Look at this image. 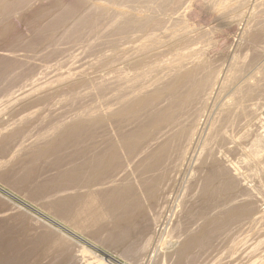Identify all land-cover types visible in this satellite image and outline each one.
Returning <instances> with one entry per match:
<instances>
[{"label":"rangeland","instance_id":"1","mask_svg":"<svg viewBox=\"0 0 264 264\" xmlns=\"http://www.w3.org/2000/svg\"><path fill=\"white\" fill-rule=\"evenodd\" d=\"M169 1L171 0H154L155 5H152V0H0V56L2 54L6 56L0 57V264H257L264 259V211H261L264 210V155L258 154L260 158L255 156L256 148L252 141L255 139L254 133L258 132L260 123L253 121L256 127L249 132L251 135L247 134L246 137V134H242L243 139L239 138V140L237 131L231 129V124L228 128L224 121H221L223 118L221 117L212 121L214 126L212 125L213 129L211 127L209 136L200 135L199 138L197 136L194 141H191L190 133H187L190 130L180 129L175 131V137L174 134L171 136L174 137L173 139L170 137L164 139L161 144L160 141L155 142V137L161 132L160 129L172 124L171 121L175 120V123L178 117L180 123L175 124L179 126L185 119L187 123H190L193 122L195 116L196 119L198 118L200 110H198L197 103H193L196 101L192 100L195 91H204L207 86L205 85L207 77L213 72H218V69L226 67L227 64L233 69L228 73V82H230L229 77L235 75L231 79L236 85H229L225 91L264 92V11L262 12L264 5H260L264 4V0H261L262 3L260 0H252V2L250 0V8L245 7L244 3L242 7L245 10L238 5L242 0H228V3L234 1L232 7L236 8L238 5L237 11L231 7L223 13V17L220 15L217 18L212 16V9L215 8L213 6L218 0H198L204 8L201 3H197L196 6L186 3L189 1L191 4L192 0H172L171 3ZM142 2L146 5H142ZM168 2L171 4L169 7ZM183 3L184 6H182ZM198 4H201L200 8ZM141 5L146 7L143 8ZM154 6L157 7L153 9ZM157 8L159 9L156 10ZM181 8L182 10L189 9L188 16L190 17L186 16L185 20H182L185 21V26L183 22L178 21L185 11L180 13ZM201 8L203 11H199ZM160 9H165V11ZM193 10H196L195 14L201 11L202 13L194 15ZM117 11H126V13L129 11L130 15L138 16L147 13L145 14L147 16H140L146 20L138 25L132 21L133 27L127 16V19L120 21L121 15L116 13ZM171 12H175L174 15ZM176 14L180 15L179 18ZM153 15L155 19H152ZM167 16L177 21L172 24L173 21H170ZM149 18H151L149 24H153L146 26ZM126 20L128 21L125 22ZM163 21L165 28L161 27L160 30L162 25L159 24H163ZM179 23L187 27H180ZM141 24H143L142 27L144 26L142 30L139 29ZM166 25L169 26L168 28L176 29L174 31L168 29L169 32ZM234 26L243 27V31L241 30V33L236 31ZM150 27H154L155 32ZM249 27L251 30L248 29ZM186 29H190L191 33ZM180 30H184L183 33L186 31L187 34L180 33ZM156 32L158 34L154 37ZM173 33H176V37ZM146 34L148 37L151 35L152 40ZM160 34L162 37L159 36ZM143 37L145 41L140 40ZM152 37L158 42H153ZM167 38L173 41L166 42ZM148 39L153 43L151 44ZM141 42L147 43L148 49H146L149 53L146 51L144 55H138L137 47ZM194 43H199L198 48ZM157 45L160 48H156ZM190 45L192 50L189 49ZM132 51L134 53H131ZM211 51L214 53L212 54ZM192 52L196 56L199 55V64L188 68L183 74L175 75V79L173 75L169 84L167 81L170 79L165 80L164 78L167 74L164 72L167 69L165 66L168 65L169 68L174 62L172 58H176V61L181 55ZM122 56L129 59H134L133 56H135L133 60L135 63L123 66L122 62L125 58L122 59ZM150 60L152 61L149 62ZM161 61H164L162 62V64L165 63L164 66ZM117 67L121 70L118 71ZM134 68L137 71H134ZM155 68L157 71L159 68L158 72L161 73L158 74ZM147 69L154 72L148 70V73ZM135 72L137 80L133 79ZM109 81H112L114 85L109 84ZM248 81L255 84L253 85L255 89L249 85L246 86ZM66 82L68 85L65 84ZM154 82L158 83L157 87ZM143 83L149 89L142 87ZM202 85L204 87L200 89ZM139 87L144 89L141 91ZM130 88L139 92H134ZM247 88H252V90ZM162 89L168 91L163 92ZM157 91H160V94L156 93ZM177 91L181 93V98H179L180 94L177 96ZM112 94L123 98L125 102L120 104L121 108L117 104L116 107L119 108L113 110V113H107L109 103L112 102ZM166 95L170 96L169 98L172 97L173 100L167 99ZM146 99H148L147 104L143 102ZM158 99L161 101L159 102ZM166 99L171 104L166 102ZM175 100L177 106L174 105ZM143 103L144 107H142ZM159 110L162 112L160 113ZM131 111L134 112V116ZM182 113L184 116L187 115L186 118L182 117ZM113 114L115 115L112 117ZM261 114L264 118V111ZM230 115L231 113L227 116V121ZM216 120L220 122L217 123ZM221 122V125L226 128L223 132L221 130L225 128L220 125ZM218 125L220 126L216 127ZM257 127L258 130H256ZM230 129L236 133L232 132V134ZM261 129L263 131V128ZM180 131L183 134L181 132L180 135ZM222 133L225 136H222ZM184 134L188 136L187 139ZM213 135L216 136L214 137L217 143ZM243 135L245 137H242ZM141 137L142 141L139 139ZM218 137L225 139L221 141ZM146 138L148 141H144ZM244 138L247 140L242 142ZM209 139L214 142H210ZM218 139L220 144H218ZM214 145L215 148H211ZM251 145L254 154H252ZM179 147L180 149L182 147L181 151ZM166 148L167 151H165ZM199 148L205 159L203 155L201 156ZM151 151L152 153L154 151V159L151 157L153 156ZM162 152L165 154L163 158L160 156ZM137 154L141 155L137 157ZM245 155L247 158L244 157ZM240 156L244 159H239ZM166 157H168L167 160ZM212 157L214 159L211 160ZM172 159L175 161L172 162ZM234 159L236 162L233 164ZM218 160H223L224 163ZM194 162L199 164L193 166ZM241 164L245 166L242 167ZM224 166L229 168L226 169ZM191 167L194 169L193 172L190 170ZM116 169L120 170V174ZM228 171L237 174L236 178ZM234 180L237 183L235 185L232 184ZM243 187H246L247 191L253 189L251 192L248 191L250 195L248 194L247 200L250 203L248 201L239 202L238 205L228 209L226 206L228 201L233 197H239L237 195L244 192ZM246 209H249L248 212ZM230 224H233L235 232L234 236L228 237L225 231L229 228L227 225ZM235 235L238 239L248 240L249 238L246 243L254 249L253 253L246 255L235 252L232 254L235 251L237 239Z\"/></svg>","mask_w":264,"mask_h":264},{"label":"bare ground","instance_id":"2","mask_svg":"<svg viewBox=\"0 0 264 264\" xmlns=\"http://www.w3.org/2000/svg\"><path fill=\"white\" fill-rule=\"evenodd\" d=\"M150 1V0H149ZM153 1L154 0H152V2L151 3H153ZM172 1V0H171ZM171 1H169L170 3H171ZM191 1V0H190ZM201 1V0H200ZM215 1V0H214ZM231 1V0H230ZM245 1H247V0H242L241 2H240V4H238V3H236L237 1H235V3L236 4H238V5H240L241 7L242 6H244V3H245V7H249L250 6V0L246 3ZM261 1V0H260ZM144 2V1H143ZM143 2H142V5H146V4H143ZM168 2V3H169ZM175 2V1H174ZM204 2V1H203ZM251 2H252V0H251ZM145 3V2H144ZM148 3V2H147ZM155 3V2H154ZM152 4V5H155V4ZM162 5L164 4V2H160ZM169 3V5H167L168 7L171 5ZM185 3V2H184ZM184 3L182 4V6H184ZM186 3H188V5H194V6H196V4L197 3H201V2H199L198 0H192L191 1V4L189 3V1L188 2H186ZM185 3V4H186ZM205 3V2H204ZM231 3V2H230ZM228 3V0H218L217 1V4H215V6H213L212 4V6L213 7H215V8H213L212 9V16H214V17H218V16H220V15H222V17H223V13L224 12H226V10L227 9H230L233 5V3H234V1H233V3ZM261 3H262V1H261ZM202 4V3H201ZM201 4H198V6H199V8H200V5ZM253 4V3H252ZM259 4H260V2H259ZM141 5V6H142ZM151 5V6H152ZM159 5V4H158ZM179 5H181V3L179 4ZM178 5V6H179ZM238 5L236 6V8L238 7ZM261 6L262 5H264V4H260ZM174 6V5H173ZM197 6V7H198ZM202 6H203V4H202ZM201 6V7H202ZM254 6V5H253ZM256 6V5H255ZM143 7V6H142ZM142 7H141V9H142ZM144 7H146V6H144ZM143 7V8H144ZM149 7H150V4H149ZM148 7V8H149ZM157 7V6H156ZM155 6L153 7V9L154 8H156ZM167 7V8H168ZM175 7H177V6H175ZM174 7V8H175ZM185 7H186V5H185ZM189 7V6H188ZM191 7V6H190ZM196 7V8H197ZM235 7V6H234ZM234 7H232L231 9H233ZM259 7V6H258ZM159 8H160V6H159ZM159 8H157L156 10H158ZM164 8H165V5H164ZM178 8V7H177ZM191 8H193V7H191ZM195 8V9H196ZM203 8H204V6H203ZM203 8H201V9H199V11L200 10H202ZM236 8H234L236 11H237V9ZM243 8V7H242ZM250 8V7H249ZM253 8H255V7H253ZM150 9V8H149ZM169 9V8H168ZM173 9V8H172ZM186 9H188V8H186ZM194 9V8H193ZM244 9V8H243ZM259 9H261V8H259ZM118 10V9H117ZM143 10V9H142ZM142 10H141V12H142ZM145 10H147V9H145ZM151 10V9H150ZM161 11L163 10V9H160ZM171 10V9H170ZM169 10V11H170ZM180 11V13L181 12H183V10H185V9H183L182 10V8L181 9H179ZM182 10V11H181ZM189 10V9H188ZM188 10H185L184 12H183V14L180 16V15H177L178 16V18H179V16H180V18L178 19V21L180 22H183L182 20L184 19L185 20V18H186V16H188L189 15V11ZM190 10H192V9H190ZM245 10V9H244ZM258 10V9H257ZM256 10V11H257ZM165 11V9L163 10V12ZM168 11V12H169ZM171 11H174V10H171ZM175 11H176V9H175ZM196 11V10H195ZM194 10H193V12L192 13H194L195 12ZM203 11V10H202ZM202 11L200 12V13H202ZM247 11V10H246ZM255 11V10H254ZM261 11V10H260ZM264 10H262V12H263ZM145 12H147V11H145ZM152 12V11H151ZM154 12H156L155 10H154ZM162 12V13H163ZM177 13H178V11H176ZM198 12V11H197ZM209 12V11H208ZM233 12V11H232ZM244 12V11H243ZM251 12H252V9H251ZM259 12V11H258ZM257 12V13H258ZM116 13H118L119 15H121V17H120V21H121V19H123V20H125V19H127V17L129 18V20H131L129 23L131 24V22L132 23H134V24H136L137 23V25H138V23H141L142 21H144V20H146V18L143 20V18H141V17H143V16H147V15H145V14H147V13H143V15L140 17V16H138V15H136V14H134V15H130V13H129V11H128V13H129V15H128V13H126V11L125 12H122V11H117ZM132 13V12H131ZM138 13H140V12H138ZM157 13H158V11H157ZM172 14L173 13H175V12H171ZM199 13V14H200ZM230 13V12H229ZM234 13V12H233ZM152 14V13H151ZM154 14V13H153ZM158 14H161V13H158ZM158 14H156V15H158ZM167 14H169V13H167ZM166 14V15H167ZM179 14V13H178ZM197 14V13H196ZM195 13H194V15H196ZM199 14H197V15H199ZM248 14V13H247ZM256 13H254V15H255ZM259 14V13H258ZM261 14H263V13H261ZM174 15V14H173ZM204 15V14H203ZM250 15V14H249ZM127 16V17H126ZM154 16V15H153ZM165 16V15H164ZM163 16V17H164ZM171 17H172V15H170ZM193 16V15H192ZM239 16V15H238ZM152 17V16H151ZM158 17V16H157ZM188 17H190V16H188ZM230 17H232V16H230ZM229 17V18H230ZM240 17H242V15L240 16ZM245 17H246V15H245ZM155 19V16L154 17H152V19ZM167 18H170L169 16H167ZM167 18H165L166 20L165 21H167ZM173 18H175V16H173ZM237 18V17H236ZM150 19L151 18H149V20H148V24L146 25V26H148V25H150L149 24V22H150ZM157 19V18H156ZM190 19V18H189ZM212 19V18H211ZM233 19V18H232ZM241 19V18H240ZM247 19V18H246ZM245 19V20H246ZM260 19H262L263 20V18H260ZM161 20V19H160ZM172 19L170 18V21H171ZM217 20V19H216ZM230 20V19H229ZM128 20H126L125 22H127ZM152 21V20H151ZM173 21V20H172ZM174 21H177L176 19L174 20ZM172 22V24L173 23H175V22ZM231 21V20H230ZM233 21V20H232ZM234 21H236V20H234ZM238 21V20H237ZM243 21V20H242ZM124 22V23H125ZM161 22V21H160ZM180 22V23H181ZM185 22V21H184ZM184 22H183V24H184ZM251 22H253V20L251 21ZM260 22H262V21H260ZM124 23H123V25H124ZM128 23V24H129ZM159 23V22H158ZM169 24L171 23V22H168ZM178 23V22H177ZM179 23V25H181L180 27H183V26H185L186 24H184L183 26H182V24H180ZM212 23V22H211ZM255 23V22H254ZM121 24V23H120ZM126 24V23H125ZM153 24V23H152ZM151 24V25H152ZM154 24H155V22H154ZM167 24V23H166ZM169 24H167V25H169ZM257 24V23H256ZM259 24V23H258ZM264 24V23H263ZM122 25V24H121ZM131 25H133V24H131ZM142 25L143 24H141V27L139 28V29H141V28H143L142 27ZM150 25V26H151ZM159 25H162V26H160V30H161V27H164L165 28V26H163V25H165L164 24V21H163V24H159ZM167 25H166V27H167ZM177 25V24H176ZM188 25V24H187ZM190 25V24H189ZM246 25H247V23H246ZM174 26V25H173ZM248 26V25H247ZM254 26V25H253ZM125 27H128V26H125ZM133 27H134V25H133ZM132 27V28H133ZM138 27V26H137ZM136 27V28H137ZM169 27V26H168ZM167 27V30L169 29H171V31H172V29H173V31L176 29V28H168ZM179 27V26H178ZM177 27V28H178ZM179 27V28H180ZM187 27V26H186ZM186 27H183V28H186ZM191 28H192V26H190ZM213 27V26H212ZM235 27V30L236 31H243V27L241 28V27H239V26H234ZM258 27V26H257ZM256 27V28H257ZM263 27V26H262ZM128 28H131V26H129ZM127 28V29H128ZM131 28V29H132ZM157 28V27H156ZM159 28V27H158ZM198 28V27H197ZM247 28V27H246ZM245 28V29H246ZM126 29V30H127ZM138 29V28H137ZM138 29V30H139ZM150 29H154V27L153 28H151L150 27ZM182 29V28H181ZM193 29H195V28H193ZM223 29V28H222ZM249 30H251L250 29V27L248 28ZM247 29V30H248ZM19 30V29H18ZM130 30V29H129ZM138 30L136 31V32H138ZM142 30V29H141ZM140 30V31H141ZM151 30V31H152ZM154 30H156V29H154ZM153 30V31H154ZM163 30H165V29H163ZM168 30V31H169ZM185 30V29H184ZM184 30H180L181 32L180 33H183L182 31H184ZM188 32H190L188 29H186ZM211 30V29H210ZM248 30V31H249ZM253 30V29H252ZM152 31V32H153ZM166 31V30H165ZM178 31V30H177ZM191 31H193L192 29H191ZM196 31V30H195ZM226 31V30H225ZM229 31H231V30H229ZM246 31V30H245ZM22 32V31H21ZM149 32H150V30H149ZM155 32V31H154ZM157 32H158V30H157ZM156 32V34H154L153 36L154 37H156V35L158 34ZM163 32V31H162ZM162 32H160L161 34H163L164 35V33H162ZM170 32V31H169ZM186 32V31H185ZM184 32V33H185ZM200 32V31H199ZM209 31H207V33H208ZM212 32V31H211ZM227 32V31H226ZM262 32V31H261ZM2 33V32H1ZM144 33V32H143ZM168 33V32H167ZM172 33V32H171ZM178 33V32H177ZM179 33V34H180ZM183 33V34H184ZM191 33V32H190ZM197 33V32H196ZM221 33V32H220ZM223 33H224V30H223ZM241 33V32H240ZM150 34H151V32H150ZM161 34L159 35V36H161ZM174 34V33H173ZM172 34V35H173ZM185 34H187V33H185ZM200 34V33H199ZM226 34V33H225ZM227 34H228V32H227ZM264 34V33H263ZM5 35V34H4ZM143 35V34H142ZM141 35V36H142ZM152 35V34H151ZM151 35L148 37V34H146V36L148 37V38H150L151 39ZM165 35H167L166 33H165ZM172 35H170V37H172ZM175 35V36H174ZM173 36L174 37H176V33L174 34ZM182 35V34H181ZM204 35V34H203ZM255 35V34H254ZM146 36H144V37H146ZM180 36V35H179ZM200 36H201V34H200ZM237 36H238V33H237ZM246 36V35H245ZM143 37V39H140V40H144L145 38ZM162 37V36H161ZM173 37V38H174ZM243 37V36H242ZM153 38V37H152ZM158 38H160V37H158ZM186 38V37H185ZM192 38H193V36H192ZM150 39H148V41L149 42H151L150 41ZM154 39L155 38H153V42H155V43H157L156 42V40L154 41ZM157 39V38H156ZM162 39V38H161ZM165 39V38H164ZM169 38H167V40H166V42L168 41H170V40H168ZM184 39V38H183ZM182 39V40H183ZM147 40V39H146ZM152 40V39H151ZM181 40V39H180ZM179 40V41H180ZM145 41V40H144ZM171 41H173V40H171ZM170 41V42H171ZM175 41H176V39H175ZM191 41H192V39H191ZM227 41V40H226ZM140 42V41H139ZM147 42V41H146ZM148 42V43H149ZM153 42H151V44L153 43ZM165 42V41H164ZM165 42V43H166ZM194 42V41H193ZM192 42V43H193ZM196 42V41H195ZM214 42V41H213ZM224 43H226L225 41H223ZM161 43V42H160ZM190 43V42H189ZM221 44H223L222 42H220ZM219 43V44H220ZM147 44V43H146ZM146 44H144V42L142 43H140V44H138V47H137V50H138V52H139V54L138 55H144V53L146 52V53H149L148 52V48L146 47L147 45ZM163 45H164V43H162ZM161 44V45H162ZM194 44H196V43H194ZM199 43H197L196 44V46L198 45ZM129 45V44H128ZM139 45H141V46H139ZM155 45V44H154ZM173 45V44H172ZM212 45H214V44H212ZM216 45V44H215ZM152 46V45H151ZM199 46V45H198ZM198 46H197V48H198ZM201 46H202V44H201ZM209 46H211V44L209 45ZM218 46V45H217ZM223 46V45H222ZM222 46H220V47H222ZM229 46H230V44H229ZM125 47H127V46H125ZM129 47H130V45H129ZM141 49H140V48ZM148 47H149V45H148ZM155 47V46H154ZM153 47V48H154ZM157 47H159L158 45L156 46V48ZM183 47H184V45H183ZM190 47H191V45H190ZM189 47V49L190 50H192V47L190 48ZM194 48H195V46H193ZM213 47V46H212ZM219 47V48H220ZM139 48V49H138ZM147 48V49H146ZM151 48V47H150ZM153 48H152V50H153ZM160 48V47H159ZM207 48H209V47H207ZM218 48V49H219ZM229 48V47H228ZM227 48V49H228ZM186 49V48H185ZM213 49V48H212ZM211 49V50H212ZM214 49H216L215 47H214ZM142 50H145V51H142ZM151 49H150V51L151 52H153ZM199 51H200V48L198 49ZM207 49H205V51H206ZM160 51V50H159ZM158 51V52H159ZM185 51V50H184ZM208 51V50H207ZM213 51V50H212ZM212 51H211V53H212ZM233 51V50H232ZM164 52V51H163ZM169 52V51H168ZM172 52V51H171ZM186 52L188 53V50H186ZM209 52V51H208ZM131 53H134V51H132ZM173 53H174V51H173ZM183 53V52H182ZM183 54V55H181L179 58H177V60L175 61V59L176 58H172V60H174V62H172V64L169 66V68L167 67V66H165L166 68V71H164V72H167V74L165 75V80H169V81H167V82H169V84H170V81H171V79H172V76H173V78L175 77V75H180L181 73L183 74L184 73V71H186L188 68H191L192 66H195V65H198L199 63V52L197 53V55L198 56H196L195 54H193V52L192 53H189V54ZM214 53V52H213ZM212 53V54H213ZM161 54V53H160ZM200 54H201V52H200ZM232 54V53H231ZM132 55V54H131ZM148 55V54H147ZM153 55V54H152ZM151 55V56H152ZM157 55H158V53H157ZM163 55V54H162ZM162 55H160V56H162ZM167 55V54H166ZM235 55V54H234ZM2 57L3 56H5V55H1ZM0 56V57H1ZM127 56V55H126ZM149 56V55H148ZM159 56V57H160ZM175 57L177 56V54L176 55H174ZM210 56V55H209ZM1 57V58H2ZM6 57V56H5ZM124 56H122V59H124L123 58ZM128 57V56H127ZM134 57V59H135V56H133ZM205 57V56H204ZM232 57V56H231ZM261 57V56H260ZM264 57V56H263ZM131 58V57H130ZM145 58H146V56H145ZM152 58V57H151ZM156 57H154V59H155ZM161 58V57H160ZM215 58V57H214ZM234 58V57H233ZM133 58H131V59H129V58H125L124 60H123V62H122V65L124 66H127L128 64H131V63H135V61H133L134 60ZM157 59V58H156ZM169 59V58H168ZM168 59H166V60H168ZM213 59V58H212ZM263 59V58H262ZM137 60V59H136ZM171 60V59H170ZM203 60V59H202ZM142 61H144L143 59H142ZM152 60H150L149 62H151ZM235 61V60H234ZM139 62V61H138ZM146 62V61H145ZM162 62H164V61H161V64H162ZM167 62V61H166ZM243 62V61H242ZM229 63V62H228ZM237 63V62H236ZM244 63V62H243ZM149 64V63H148ZM161 64H160V66H161ZM164 64L165 63H163L162 65L164 66ZM227 64V63H226ZM249 64H250V62H249ZM145 65V64H144ZM151 65V64H150ZM153 65V64H152ZM159 65V64H158ZM157 65V66H158ZM222 65V64H221ZM237 65V64H236ZM108 66V65H107ZM147 66V65H146ZM145 66V67H146ZM156 66V65H155ZM160 66H158V67H160ZM112 67V66H111ZM141 67V66H140ZM140 67H139V69H140ZM197 67V66H196ZM203 67V66H202ZM115 68V67H114ZM118 69V71H119V69L121 70V68H119V67H117ZM147 68V67H146ZM146 68H144V69H146ZM150 68H151V66H150ZM154 68V67H153ZM163 69H164V67H162ZM246 68V67H245ZM111 69H113V68H111ZM124 69V68H123ZM126 69V68H125ZM135 69V68H134ZM142 69V68H141ZM193 69H195L194 67H193ZM204 69V68H203ZM114 70V69H113ZM129 70H131V69H129ZM143 70V69H142ZM141 70V71H142ZM148 70H150V69H147L146 71H148ZM154 70H156V68L154 69ZM198 70V69H197ZM230 70H233V69H231V68H229V66H228V64L226 65V67H222L220 70L218 69V72L216 71V72H213L212 73V75H210L209 77H207L208 79H207V82H206V84L205 85H207L206 86V88H205V90L204 91H195V95L193 96L194 97V99H192L193 101H196V102H193V103H197V107H198V110H200V113H199V116H198V118L196 119V116L194 117L195 119L194 120H192L193 122H190V123H187V121H186V116L187 115H185L184 116V114H183V116L182 117H185L184 119H185V121H183L181 124H180V126H179V124H175V123H177V122H179L180 121V119H179V117L178 116H175L177 119H178V121H177V119H176V122L174 123V121H171V122H173L172 124H169V125H167L166 127H164V128H162V129H160L161 130V132L157 135V137H155V142H158V141H160V144H161V141L162 140H164V139H169V137L170 138H174L175 137V131L177 130H180V129H182V131H184L185 129H186V131L187 130H190L189 132H187V133H190V140L191 141H194V138L196 139L197 138V136H198V138H199V136L201 135H204V136H209L210 134H209V132H211V127H212V129H213V126H214V122L212 123V121L214 120V119H217V118H221V117H223V118H221L222 120V122L224 121V123H225V125H227L228 126V128H229V125L231 124V129L233 130V129H235L236 131H237V134H238V140H239V138H241V135L242 134H246L245 136L247 137V134H249V132H252L253 130H254V127H256V125L253 123V121H256V123L258 122V123H260V127H259V130L261 129V128H263V131H262V129H261V131L259 132V130H258V127H257V129L256 130H258V132L256 133L255 131V133H254V140H252V141H254V143H255V156L256 157H259L258 156V154H260V155H264V118L262 117V112L264 111V95H263V93L262 92H254V91H235L234 89V91H225L226 89H228V87H229V85L230 86H233L232 84H234L233 83V79H231V77H235V75H233V74H231V75H233V76H230L229 78H230V82H228L229 81V79L227 78L228 77V73H229V71ZM259 70V69H258ZM124 71V70H123ZM134 71H137L136 69L134 70ZM133 71V72H134ZM145 71V72H146ZM151 71V70H150ZM158 71H159V68H158ZM157 70H156V72H158ZM208 71V70H207ZM131 72H132V70H131ZM151 72H154V71H151ZM150 72V73H151ZM187 72V71H186ZM198 72V71H197ZM203 72V71H202ZM209 72V71H208ZM233 72V71H232ZM231 72V73H232ZM260 72V71H259ZM258 72V73H259ZM83 73V72H82ZM138 73V72H137ZM148 73H149V71H148ZM159 73H161V72H158V74ZM163 73V72H162ZM193 73H195V72H193ZM204 73V72H203ZM139 74H140V72H139ZM138 74V75H139ZM164 74V73H163ZM163 74H161V75H163ZM187 74V73H186ZM186 74H184V75H186ZM242 74V73H241ZM134 75V74H133ZM140 75H142L143 76V74H140ZM144 75H146V73L144 74ZM160 75V76H161ZM189 75V74H188ZM194 75V74H193ZM230 75V74H229ZM238 75V74H237ZM147 76H148V74H147ZM164 76V75H163ZM133 77V76H132ZM181 77V76H180ZM73 78V77H72ZM76 78V77H75ZM81 78V77H80ZM130 78V77H129ZM137 77H136V72H135V76H134V78L133 79H136ZM140 78V77H139ZM138 78V79H139ZM142 78V77H141ZM157 78V77H156ZM177 78V77H176ZM194 78V77H193ZM192 78V79H193ZM258 78V77H257ZM110 79V78H109ZM128 79V78H127ZM132 79V80H133ZM158 79H160V77L158 78ZM175 79V78H174ZM236 80L238 79V77L237 78H235ZM108 80V79H107ZM137 80V79H136ZM135 80V81H136ZM147 80V79H146ZM157 80V79H156ZM155 80V82H157ZM251 80H253L252 78H251ZM257 80V79H256ZM56 81V80H55ZM64 81V80H63ZM76 81V80H75ZM127 81V80H126ZM130 81V80H129ZM134 81V80H133ZM141 81V80H140ZM149 81V80H148ZM147 81V82H148ZM180 81H181V79H180ZM186 81V80H185ZM231 81H232V83H231ZM254 81H255V79H254ZM259 81V80H258ZM257 81V82H258ZM261 82L263 81V80H260ZM131 82V81H130ZM139 82V81H138ZM154 82V83H155ZM174 82H175V80H174ZM173 82V83H174ZM236 82V81H235ZM256 82V83H257ZM261 82H258V83H261ZM68 82H66L65 84H67ZM132 83V82H131ZM153 83V84H154ZM164 83H166V81L164 82ZM186 83H188V81L186 82ZM238 83V82H237ZM257 83V84H258ZM109 84H113V82L112 81H109ZM124 84H126V83H124ZM127 84H128V82H127ZM142 84V83H141ZM146 84V83H145ZM153 84H151V86L153 85ZM156 84V83H155ZM244 84H245V82H244ZM244 84H242V85H244ZM247 85L246 86H250V87H254L255 86V84L253 83V82H251V81H248L247 83H246ZM264 84V83H263ZM37 85V84H36ZM45 85V84H44ZM51 85V84H50ZM61 85V84H60ZM62 85H63V83H62ZM68 85V84H67ZM108 85V84H107ZM114 85V84H113ZM112 85V86H113ZM135 85V84H134ZM133 85V87H137L138 86V84L137 85H135L134 86ZM147 85H149V83L147 84ZM161 86H162V82H161V84H160ZM234 85H236V84H234ZM241 85V86H242ZM254 85V86H253ZM260 85V84H259ZM261 85H262V83H261ZM46 86V85H45ZM49 86V85H48ZM66 86V85H65ZM64 86V87H65ZM156 87L158 86V83L155 85ZM165 86V85H164ZM167 86V85H166ZM165 86V87H166ZM177 86V85H176ZM257 86V85H256ZM263 86V85H262ZM42 87H43V85H42ZM63 87V86H62ZM62 87H59V88H62ZM67 87V86H66ZM118 87H119V85H118ZM123 87V86H122ZM122 87H120V88H122ZM132 87V88H133ZM142 87H146L147 89H149L148 88V86H144V83H143V86ZM142 87H139V88H141V91H142V89H144V88H142ZM153 87V86H152ZM152 87H150L151 89H152ZM160 87V86H159ZM204 87V85H202L201 87H200V89L201 88H203ZM243 87V86H242ZM261 87V86H260ZM32 88V87H31ZM51 88V87H50ZM132 88H130V90L132 89ZM154 88V87H153ZM163 88V87H162ZM169 88H170V86H169ZM178 88V87H177ZM243 88H245L246 89V87H243ZM252 88H247V89H251L252 90ZM42 89V88H41ZM46 89V88H45ZM49 89V88H48ZM115 89V88H114ZM114 89H112V91L114 90ZM155 89V88H154ZM154 89H153V91H154ZM159 89V88H158ZM238 89V88H237ZM236 89V90H237ZM242 89V88H241ZM253 89H255V88H253ZM50 90V89H49ZM55 90V89H54ZM53 90V91H54ZM111 90V89H110ZM134 92H136V91H138V90H134V89H132ZM146 90V89H145ZM37 91H38V89H37ZM46 91H48V90H46ZM56 91H58V90H56ZM111 91V92H112ZM116 91V90H115ZM124 91V90H123ZM127 91V90H126ZM132 91V92H133ZM162 91H163V89H162ZM162 91H161V93H162ZM165 92H167L166 90H164ZM163 91V92H164ZM24 92V91H23ZM44 92V91H43ZM130 92V91H129ZM139 92V91H138ZM170 92V91H169ZM178 92V91H177ZM177 92L176 93H174L175 95L177 94ZM122 93V92H121ZM145 93V92H144ZM147 93H148V91H147ZM146 93V94H147ZM156 93H158V94H160V91H157ZM155 92H154V94H156ZM187 93V92H186ZM24 94H26V93H24ZM108 94H109V92H108ZM134 94V93H133ZM137 94V93H136ZM153 94V95H154ZM163 94V93H162ZM168 94V93H167ZM171 94V93H170ZM181 95V93L180 92H178V94H177V96L178 95ZM22 95V94H21ZM27 95V94H26ZM125 95H126V93H125ZM141 95V94H140ZM144 95V94H143ZM165 95V94H164ZM174 95V98L176 97ZM185 95V94H184ZM189 95V94H188ZM190 95H191V93H190ZM123 96V95H122ZM121 96V97H122ZM131 96H132V94H131ZM130 96V97H131ZM167 97H168V95H166ZM22 97V96H21ZM25 97H27V96H25ZM115 97V98H114ZM124 97V96H123ZM127 98L129 97V96H126ZM154 97H156V96H154ZM159 97V96H158ZM157 97V98H158ZM161 97H162V95H161ZM161 97H159V99H161ZM170 97V96H169ZM167 98V99H172V97L171 98ZM182 97V95L181 96H179V98H181ZM149 98H151V97H149ZM148 98V99H149ZM166 98V97H165ZM178 98V97H177ZM177 98H176V100H177ZM185 98V97H184ZM24 99V98H23ZM111 99H112V102H110L109 103V107H108V111H107V113L109 112V113H113L114 111L113 110H115V109H118L119 107H120V104H122L123 102H125V100L123 99V98H120V97H117V96H114V94H112L111 95ZM126 99V98H125ZM133 99V98H132ZM148 99H146V100H143V102L145 101H148ZM158 99V101L160 102L161 100H159ZM166 99V100H167ZM187 99V98H186ZM26 100V99H25ZM149 100H151V99H149ZM163 100V99H162ZM165 100V101H166ZM173 100V99H172ZM176 100H175V106H177L176 105ZM179 100V99H178ZM130 101V100H129ZM139 102H140V100H138ZM186 101H188V99L186 100ZM186 101H184V102H186ZM117 102V103H116ZM135 102V101H134ZM151 102V101H150ZM158 102V103H159ZM163 102V101H162ZM166 102H170V101H166ZM95 103V102H94ZM130 103H131V101H130ZM179 103H180V101H179ZM178 103V104H179ZM190 103H191V100H190ZM117 104H119V107L117 108L116 107V105ZM128 104V103H127ZM145 104H147V102L145 103ZM155 104V103H154ZM164 104V103H163ZM166 104V103H165ZM170 104H171V102H170ZM183 104V103H182ZM181 104V105H182ZM185 104V103H184ZM111 105H113V106H111ZM168 105V104H167ZM188 105H192V104H188ZM196 105V104H195ZM195 105H194V107H195ZM122 106V105H121ZM130 106V105H129ZM129 106H128V108H129ZM131 106H133L132 104H131ZM137 106V105H136ZM136 106H134V107H136ZM146 106V105H145ZM152 106V105H151ZM169 106V105H168ZM170 106H173V105H170ZM190 106H188V108L190 107ZM134 107H132V108H134ZM142 107H144V103H143V106ZM150 107V106H149ZM157 107V106H156ZM160 107H161V105H160ZM179 107V106H178ZM178 107L176 108V109H178ZM183 107V106H182ZM197 107H196V111H197ZM121 108V107H120ZM124 108H126V107H124ZM123 108V109H124ZM131 108V107H130ZM167 108V107H166ZM136 109V108H135ZM151 109V108H150ZM149 109V110H150ZM175 109V110H176ZM183 109V108H182ZM185 110H186V105H185V108H184ZM183 109V110H184ZM190 109V108H189ZM192 109H193V106H192ZM103 110V109H102ZM101 110V111H102ZM125 110V109H124ZM123 110V111H124ZM129 110V109H128ZM127 110V111H128ZM134 110V109H133ZM142 110H145L144 108H142ZM179 110V109H178ZM191 110V109H190ZM193 110H195V109H193ZM123 111H118V112H123ZM151 111V110H150ZM155 111V110H154ZM160 111V110H159ZM172 111H174V109L172 110ZM181 111V110H180ZM187 111H189L188 109H187ZM90 112H91V110H90ZM143 112V111H142ZM148 112V111H147ZM162 111H160V113H161ZM3 113V112H2ZM87 113V112H86ZM94 113V112H93ZM131 113H132V111H131ZM134 113V112H133ZM132 113V114H133ZM137 113V112H136ZM157 113V112H156ZM174 113V112H173ZM176 113V112H175ZM189 113H190V111H189ZM197 113V112H196ZM231 113V115L228 117L229 119H228V121L226 120L227 119V116L229 115ZM4 114V113H3ZM123 114V113H122ZM144 114H146L145 112H144ZM178 114V113H177ZM185 114H187V113H185ZM194 114H195V112H194ZM193 114V115H194ZM5 115V114H4ZM84 115V114H83ZM87 115H88V113H87ZM90 115V114H89ZM109 115V114H108ZM115 114H113L112 115V117L114 116ZM117 115V114H116ZM118 115H119V113H118ZM138 115V114H137ZM141 115H142V113H141ZM149 115V114H148ZM163 115V114H162ZM166 114H164V116H165ZM191 115V114H190ZM195 115H197V114H195ZM3 116V115H2ZM120 116V115H119ZM125 117H126V114L124 115ZM133 116H134V114H133ZM145 116V115H144ZM168 116V115H167ZM166 116V117H167ZM171 116V115H170ZM189 116V115H188ZM192 116V115H191ZM191 116H189V117H191ZM264 116V115H263ZM8 117V116H7ZM27 117H28V115H27ZM123 117V116H122ZM125 117H123V118H125ZM132 117V115L130 116V118ZM136 117V116H135ZM134 117V118H135ZM162 117V116H161ZM165 117V118H166ZM80 119H81V117H79ZM83 118V117H82ZM148 118V117H147ZM150 118V117H149ZM163 118V117H162ZM89 119V118H88ZM93 120H94V118H92ZM92 119H91V121H92ZM116 119H117V117H116ZM120 119V118H119ZM122 119V118H121ZM127 119H129V118H127ZM133 119V118H132ZM159 119V118H158ZM191 119V118H190ZM24 120V119H23ZM125 120V119H124ZM144 120V119H143ZM160 120V119H159ZM226 120V121H225ZM25 121V120H24ZM67 121H69V120H67ZM66 121V122H67ZM78 121V120H77ZM97 121V120H96ZM99 121V120H98ZM129 121H130V119H129ZM165 121H166V119H165ZM215 121V120H214ZM216 121H218V120H216ZM74 122V121H73ZM101 122V121H100ZM133 122H134V120H133ZM148 122V121H147ZM156 122H158V121H156ZM220 121H218L217 123H219ZM222 122L220 123V125L222 124ZM20 123V122H19ZM18 123V124H19ZM68 123V122H67ZM76 123V122H75ZM93 123V122H92ZM95 123V122H94ZM125 123V122H124ZM131 123H132V121H131ZM180 123V122H179ZM22 124V123H21ZM101 124V123H100ZM128 124V123H127ZM154 124V123H153ZM156 124H158V123H156ZM215 124H216V122H215ZM145 125V124H144ZM147 125V124H146ZM159 125V124H158ZM213 125V126H212ZM217 125V124H216ZM220 125H218V126H216V127H219ZM78 126V125H77ZM88 126V125H87ZM92 126V125H91ZM119 126V125H118ZM123 126V125H122ZM222 126V125H221ZM97 127V126H96ZM120 127V126H119ZM140 127V126H139ZM144 127V126H143ZM142 127V128H143ZM150 127H152V126H150ZM153 127H154V125H153ZM161 127V126H160ZM163 127V126H162ZM222 127H224L225 128V126H222ZM149 128V127H148ZM158 128V127H157ZM188 128V129H187ZM123 129V128H122ZM184 129V130H183ZM231 129H230V132L232 133L233 131H231ZM120 130V129H119ZM136 130H138V129H136ZM145 130V129H144ZM156 130V129H155ZM158 130V129H157ZM226 130V128L225 129H223V130H221V132H223V131H225ZM229 130V129H228ZM139 131V130H138ZM142 131V130H141ZM150 131V130H149ZM152 131H154V130H152ZM182 131H180V135H181V132ZM236 131H234L235 133H236ZM120 132V131H119ZM151 132V131H150ZM218 132V131H217ZM233 132V133H234ZM5 133V132H4ZM7 133V132H6ZM136 133V132H135ZM145 133V132H144ZM155 133V132H154ZM185 133V132H184ZM232 133V134H233ZM234 133V134H235ZM141 134V133H140ZM150 134V133H149ZM152 134V133H151ZM174 134V135H173ZM182 134H183V132H182ZM214 134L216 135V133L214 132ZM221 134V133H220ZM230 134V133H229ZM231 134V135H232ZM139 135V134H138ZM145 135H146V133H145ZM148 135V134H147ZM174 136V137H171V136ZM185 135V134H184ZM215 135H213V137L215 136ZM251 134H249V136H250ZM143 136V135H142ZM150 136V135H149ZM222 136H225V135H223V133H222ZM244 135L242 136V137H245ZM188 137V136H187ZM187 137H186V135H185V139H187ZM212 137V138H213ZM216 137V136H215ZM215 137L213 138L214 139V141L215 140H217V139H215ZM126 138V137H125ZM145 138V137H144ZM150 138V137H149ZM211 138V137H210ZM219 138V137H218ZM224 138V137H223ZM140 140L142 139V137L141 138H139ZM148 138H146V140H144V141H148L147 140ZM154 139V138H153ZM180 138H178V140H179ZM201 139V138H200ZM208 139V138H207ZM219 139H221V141L222 140H224V139H222V137L221 138H219ZM219 139H218V144H220V141H219ZM241 139H243V138H241ZM124 140H126V139H124ZM133 140H135V139H133ZM176 140V139H175ZM174 140V141H175ZM190 140H188V141H190ZM237 140V139H236ZM237 140V141H238ZM245 140H247L246 138H244V141L242 140V142H245ZM142 141V140H141ZM150 141V140H149ZM173 141V142H174ZM187 141V142H188ZM209 141L210 142H212L210 139H209ZM213 141V142H214ZM252 141H251V144H253V146H254V143H252ZM129 142V141H128ZM133 142V141H132ZM131 142V143H132ZM135 142V141H134ZM138 142H140L139 140H138ZM166 142V141H165ZM186 142V141H185ZM197 142V141H196ZM200 142H201V140H200ZM203 142H205V141H203ZM216 142V141H215ZM226 142H227V139H226ZM148 143H150V142H148ZM148 143H147V145H148ZM159 143V142H158ZM158 143H156V144H158ZM183 143V142H182ZM191 143V142H190ZM199 143V142H198ZM217 143V142H216ZM216 143H214V144H216ZM224 143V142H223ZM228 143L230 144V141H228ZM239 143V142H238ZM138 144V143H137ZM144 144V143H143ZM146 144V143H145ZM151 144V143H150ZM169 144V143H168ZM174 144V143H173ZM179 144V143H178ZM193 144V143H192ZM196 144V143H195ZM194 144V145H195ZM208 144V143H207ZM207 144H205V145H207ZM229 144L227 145V146H229ZM245 144V143H244ZM243 144V145H244ZM249 144V143H248ZM134 145V144H133ZM146 145V146H147ZM153 145V144H152ZM165 145V144H164ZM247 145V144H246ZM124 146V145H123ZM132 146V145H131ZM136 146V145H135ZM163 146V145H162ZM168 146V145H167ZM166 146V147H167ZM184 146V145H183ZM196 146H198V144L196 145ZM201 146V145H200ZM217 147H219L220 145H216ZM221 146H224V145H222L221 144ZM250 146V145H249ZM252 146V145H251ZM253 146L251 147L252 148V150H253ZM186 147L187 148H189L188 147V145L186 144ZM202 147V146H201ZM200 147V148H201ZM225 147V146H224ZM224 147H223V150H224ZM246 147V146H245ZM244 147V148H245ZM127 148V147H126ZM136 148H137V146H136ZM138 148H140V146H138ZM150 148V147H149ZM152 148V147H151ZM150 148V149H151ZM159 148V147H158ZM186 148V149H187ZM196 148V147H195ZM194 148V149H195ZM198 148V147H197ZM199 148V149H200ZM206 148V147H205ZM209 148H210V146H209ZM211 148H215V145H214V147L212 146ZM243 148V147H242ZM250 148V147H249ZM251 148L249 149L250 151H252L251 150ZM130 149V148H129ZM140 149H142V147L140 148ZM153 149V148H152ZM154 149H156V147H154ZM164 149V148H163ZM162 149V150H163ZM177 149H178V147H177ZM179 149H180V147H179ZM181 149H182V147H181ZM181 149H180V151H181ZM190 149H191V147H190ZM199 149H198V151H199ZM218 149V148H217ZM228 149V148H227ZM226 149V150H227ZM247 149V148H246ZM259 149L261 150V151H259ZM133 150V149H132ZM139 149H137V151H138ZM169 150V149H168ZM206 150V149H205ZM211 150V149H210ZM214 150V149H213ZM219 150V149H218ZM218 150H216V151H218ZM222 150V149H221ZM238 150H240L239 148H238ZM248 150V149H247ZM248 150V151H249ZM156 151V150H155ZM164 151V150H163ZM165 151H167V148H166V150ZM177 151H179V150H177ZM185 151V150H184ZM197 151V152H198ZM200 151H201V149H200ZM235 151V150H234ZM133 152H134V150H133ZM160 152V151H159ZM186 152H188V150L186 151ZM192 152V151H191ZM205 152V151H204ZM214 152V151H213ZM226 152V151H225ZM236 152H239V151H237L236 150ZM235 152V153H236ZM244 152V151H243ZM246 152V151H245ZM136 153V152H135ZM138 154H139V152H137ZM153 156H151V157H153L152 159H154V151H153V153H152V151L150 152ZM165 153V152H164ZM169 153V152H168ZM178 153H180V152H178ZM183 153V152H182ZM199 153V152H198ZM201 153H202V151H201ZM201 153H199V154H201ZM206 153H207V151H206ZM209 153V152H208ZM220 153V152H219ZM222 153V152H221ZM240 153V152H239ZM249 153H251V152H249ZM16 154V153H15ZM138 154H137V157H139L138 156ZM195 154V153H194ZM213 154V153H212ZM241 154V153H240ZM239 154V155H240ZM243 154V153H242ZM252 154H254V150L252 151ZM134 155V154H133ZM147 155H148V153H147ZM165 154H163V152H162V155H160L161 156V158H163L162 156H164ZM178 156H179V154H177ZM198 155V154H197ZM203 155V153L201 154V156ZM206 155V154H205ZM209 155V154H208ZM218 155V154H217ZM226 155V154H225ZM229 155V154H228ZM232 155L235 157V155L232 153ZM237 155V154H236ZM239 155H238V157H239ZM248 155V154H247ZM247 155H245L244 157H246ZM17 156V155H16ZM136 156V155H135ZM135 156H133V158H135ZM150 156V155H149ZM159 156V157H160ZM167 156V155H166ZM169 156V155H168ZM191 156V155H190ZM189 156V157H190ZM204 156V155H203ZM215 156V155H214ZM231 155H229V157H230ZM243 156V155H242ZM249 156V155H248ZM254 156V157H255ZM131 157H132V155H131ZM143 157H144V155H143ZM159 157H157L158 159H160ZM170 157V156H169ZM176 157V155L174 156V158ZM181 157V156H180ZM189 157H186V158H189ZM194 157H195V155H194ZM197 157V156H196ZM209 157V156H208ZM221 157V156H220ZM232 157V156H231ZM253 157V156H252ZM13 158V157H12ZM173 158V157H172ZM182 158V157H181ZM184 158H185V156H184ZM217 158H218V156H217ZM247 158V157H246ZM251 158V157H250ZM260 158V157H259ZM262 158V157H261ZM14 159V158H13ZM139 159V158H138ZM149 159H151L150 157H149ZM151 159V160H152ZM168 159V157H166V160ZM191 159V158H190ZM195 159H197V158H195ZM204 159H205V156H204ZM207 159V158H206ZM209 159V158H208ZM212 159H214L213 157L211 158V160ZM229 159V158H228ZM233 159V158H232ZM236 159H238V158H236ZM239 159H242L241 158V156H240V158ZM244 159V158H243ZM242 159V160H243ZM258 159V158H257ZM141 160V159H140ZM175 160H176V158H175ZM175 160H173L172 159V162L173 161H175ZM182 160V159H181ZM188 160V159H187ZM199 161H200V159H198ZM198 160H196L197 162H199ZM201 160L202 161H204L203 159H202V157H201ZM210 160V159H209ZM248 160V159H247ZM252 160V159H251ZM253 160H254V158H253ZM131 161V160H130ZM143 161V160H142ZM157 161V160H156ZM161 161H163L162 159H161ZM160 161V162H161ZM185 161V160H184ZM201 161V162H202ZM207 161V160H206ZM213 161H215V160H213ZM218 161H220V160H218ZM221 161H223V160H221ZM220 161V162H221ZM230 161H231V159H230ZM233 161V160H232ZM246 161V160H245ZM260 161H262V160H260ZM187 162H189V161H187ZM191 162V161H190ZM201 162H200V164H201ZM220 162H218V163H220ZM234 162H236V160L234 159V161H233V164H234ZM242 162V161H241ZM111 163V162H110ZM162 163V162H161ZM179 163H180V161H179ZM206 163H208V162H206ZM210 163V162H209ZM212 163V162H211ZM215 163H216V161H215ZM222 163V162H221ZM223 163H224V161H223ZM244 163H246V162H244ZM249 163H251L250 162V159H249ZM261 163V162H260ZM263 163V162H262ZM138 164H140L139 163V161H138ZM185 164V163H184ZM190 164V163H189ZM189 164H187V165H189ZM197 164H199V163H197ZM197 164H195V162L193 163V166L194 165H197ZM203 164H205V162L203 163ZM232 164V165H233ZM110 165V164H109ZM169 165V164H168ZM182 165H183V160H182ZM209 165V164H208ZM213 165V164H212ZM219 165V164H218ZM217 165V166H218ZM238 165V164H237ZM236 165V166H237ZM240 165V164H239ZM242 165V164H241ZM252 165V164H251ZM263 165V164H262ZM261 165V166H262ZM166 166V165H165ZM186 166V165H185ZM200 166V165H199ZM229 166V165H228ZM235 166V165H234ZM245 166V165H244ZM243 165H242V167H244ZM246 166H248V167H250L249 166V164L247 165L246 164ZM162 167V166H161ZM174 167H176V165L174 166ZM187 167V166H186ZM201 167V166H200ZM208 167V166H207ZM212 167H214V166H212ZM227 166H224V168H226ZM237 167H239V166H237ZM263 167V166H262ZM120 168V167H119ZM167 168V167H166ZM187 168H189V167H187ZM204 168V167H203ZM206 168V167H205ZM209 168H210V166H209ZM217 168V167H216ZM215 168V169H216ZM229 168V167H228ZM228 168H226V169H228ZM169 169V168H168ZM196 169H197V166H196ZM206 169H208V168H206ZM218 169V168H217ZM244 169V168H243ZM119 170V169H118ZM117 169H116V171H117V173L119 172V174H120V170L118 171ZM190 170H192V172H193V168L191 167L190 168ZM231 170H233L232 168H231ZM239 170H240V168H239ZM247 170V169H246ZM249 171H251L250 169H248ZM115 171V170H114ZM113 171V172H114ZM212 171V170H211ZM222 171V170H221ZM244 171H245V169H244ZM253 171V170H252ZM122 172V171H121ZM158 172V171H157ZM161 172V171H160ZM223 172V171H222ZM230 174H232L233 175V177H235V175H237V174H233V172L232 171H228ZM241 172V171H240ZM116 173V172H115ZM114 173V174H115ZM125 173V172H124ZM183 173V172H182ZM196 173V172H195ZM234 173H236V172H234ZM244 173V172H243ZM252 173V172H251ZM114 174H112V175H114ZM177 174H178V172H177ZM192 174V173H191ZM224 174H225V172H224ZM223 174V175H224ZM239 174V173H238ZM118 175V174H117ZM211 175V174H210ZM243 175V174H242ZM249 175V174H248ZM240 176V175H239ZM244 176V175H243ZM247 176V175H246ZM121 177V176H120ZM185 177V176H184ZM195 177V176H194ZM252 177V176H251ZM114 178H117V177H114ZM189 178H191V177H189ZM225 178V177H224ZM236 178V177H235ZM234 178V179H235ZM238 178V177H237ZM241 178H242V176H241ZM240 178V179H241ZM118 179V178H117ZM248 179V178H247ZM115 180V179H114ZM205 180V179H204ZM221 180V179H220ZM226 180V179H225ZM230 180H231V178H230ZM235 180H237V179H235ZM234 180V181H235ZM232 181V180H231ZM230 181V182H231ZM240 181H242V180H240ZM196 182V181H195ZM199 182V181H198ZM204 182V181H203ZM222 182H223V180H222ZM191 183V182H190ZM203 184V183H202ZM232 184L233 185H235V184H237L236 183V181L235 182H232ZM231 184V185H232ZM243 185H244V183H243ZM252 186V185H251ZM227 187V186H226ZM241 187V186H240ZM248 187V186H247ZM239 188V187H238ZM230 189V188H229ZM247 188L245 187H243V193H238V194H240V195H237V196H239V197H233L232 199H230L229 201H228V203L226 204V206L228 207V209H231V208H233V206H236V205H238V203L239 202H244V201H248L247 199H248V197H249V192H251V191H249V189H248V191L246 190ZM236 190V189H235ZM241 191V190H240ZM248 193H247V192ZM194 192V191H193ZM249 194V195H248ZM253 194V193H252ZM196 196V195H195ZM235 196V195H234ZM252 196V195H251ZM168 198V197H167ZM196 198V197H195ZM227 198V197H226ZM239 199V200H238ZM252 199H253V196H252ZM251 199V200H252ZM194 200V199H193ZM167 201V200H166ZM227 201V200H226ZM168 202V201H167ZM249 202V201H248ZM221 203V202H220ZM250 203V202H249ZM252 203H253V201H252ZM251 203V204H252ZM254 204V203H253ZM252 204V205H253ZM262 204V203H261ZM247 206H248V204H246ZM250 205V204H249ZM244 206V205H243ZM243 206H241V208L243 207ZM262 206V205H261ZM165 207H166V205H165ZM218 207V206H217ZM244 208V207H243ZM252 208H254V207H252ZM262 208V207H261ZM218 209V208H217ZM227 209V208H226ZM250 209H251V206H250ZM165 210V209H164ZM210 210V209H209ZM234 210H235V208H234ZM238 210V209H237ZM247 210V209H246ZM249 210V209H248ZM248 210H247V212H248ZM259 210V209H258ZM242 211H243V209H242ZM252 211H253V209H252ZM261 211H264V210H261ZM208 212V211H207ZM215 212H219V211H215ZM214 212V213H215ZM243 212H245V211H243ZM252 213V212H251ZM219 214V213H218ZM247 214V213H246ZM261 215H262V212L260 213ZM192 215V214H191ZM264 215V214H263ZM202 216V215H201ZM240 216V215H239ZM250 216H252V214H250ZM197 218V217H196ZM195 218V219H196ZM202 218V217H201ZM201 218H200V220H201ZM208 218V217H207ZM251 218V217H250ZM202 219H204V217L202 218ZM238 219H240V218H238ZM256 219H257V217H256ZM263 219V218H262ZM207 220V219H206ZM210 220V219H209ZM214 220V219H213ZM236 220V219H235ZM205 221V220H204ZM242 221H244L243 219H242ZM250 221H251V219H250ZM254 221V220H253ZM209 222V221H208ZM207 222V223H208ZM210 223H212V222H210ZM254 223V222H253ZM250 224H251V222H250ZM259 224V223H258ZM238 226V225H237ZM252 226V225H251ZM227 227H229L228 229H227V231H225V232H227V236L228 237H230V236H234V232H235V229L233 228V224H230V225H227ZM236 228V227H235ZM238 228V227H237ZM240 228V227H239ZM238 228V229H239ZM244 228V227H243ZM247 228H249V227H247ZM200 229V228H199ZM242 229V228H241ZM240 229V230H241ZM256 229V228H255ZM258 229V228H257ZM260 230V229H259ZM241 232V231H240ZM236 233H237V231H236ZM247 234H248V232H247ZM255 234V233H254ZM240 236V235H239ZM251 236V235H250ZM227 237V238H228ZM235 238H237L236 239V245H235V251H233V253L232 254H234L235 252H237L236 254H251V253H253V251H254V249H251L250 248V246L247 244L248 242V240H249V238H248V240H245V239H238V236H236L235 235ZM252 238V237H251ZM254 238V237H253ZM247 239V238H246ZM252 240V239H251ZM247 242V243H246ZM252 242H254V241H252ZM255 243H257V242H255ZM254 246H255V244H254ZM255 249H256V247H255ZM238 257H239V255H237ZM236 256V257H237ZM243 256V255H242ZM244 257V256H243ZM238 261V260H237ZM242 262V261H241ZM230 263V262H229ZM236 263V262H235ZM257 264H264V259H262L260 262H258Z\"/></svg>","mask_w":264,"mask_h":264}]
</instances>
